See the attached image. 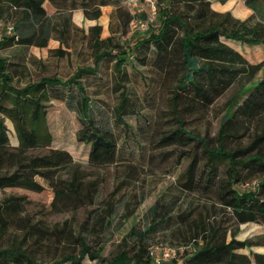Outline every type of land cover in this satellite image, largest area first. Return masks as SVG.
I'll list each match as a JSON object with an SVG mask.
<instances>
[{"label": "rangeland", "instance_id": "obj_1", "mask_svg": "<svg viewBox=\"0 0 264 264\" xmlns=\"http://www.w3.org/2000/svg\"><path fill=\"white\" fill-rule=\"evenodd\" d=\"M55 1L60 2L59 8L45 6L50 18V37L45 47L13 44L0 50V57L6 59L8 64L12 83L18 88L41 77L66 79L79 68L92 67L91 44L94 36L90 29L94 26L100 27V39L113 37V42L121 44L123 48L133 49L139 38L148 36L146 31L133 30L132 21L139 19L140 15L132 14L122 4L121 7L110 5L102 8L97 19H89L84 17L81 8L72 9L73 4L78 6L79 2ZM209 1L211 9L217 13L229 12L239 20L252 16V22L258 21L243 0H226L223 3ZM130 16L134 18L129 20ZM1 19H11L13 24L20 19V14L6 10ZM158 28L159 17H156L149 30ZM223 42L237 50L250 65H260V69L251 81L249 76L241 75L208 108L190 112L185 109L187 103L180 99L177 109L180 120L184 122L183 129L205 138L209 148L216 146L227 103L237 97L240 90L264 79V46L248 47L231 41ZM57 50H61L63 55ZM142 56L141 50H134L124 64L121 76H118L115 68L116 56L104 58L95 74L83 78L92 108L90 116L97 126L110 131L117 143L114 164L94 166L89 163L90 147L77 138L81 123L75 94L69 96L65 89L55 88L50 91V99L46 103L47 126L52 137L50 149L65 151L71 156L73 163L83 173L84 191L93 193L95 203H82L55 182L44 181L45 189L41 193L7 188L0 193V201L6 197L24 198L26 204L22 216L29 219L28 224L52 232L49 241L43 243V249L36 253L37 258L43 261L53 260L76 247L75 237L61 235L66 231L83 238L92 249L102 245L100 257L109 259L121 249L123 240H126L129 249L139 244L137 236L129 235L130 230L143 234L153 224L154 227L144 235L140 245L143 243L150 249L156 264L170 258L181 260L186 250L191 252L192 239L203 225L218 228V235L224 234L226 242L236 232L235 239L238 241L249 240L261 244L238 251L252 260L253 254L264 255V225L247 223L237 226L231 210L220 203L219 185L229 179L225 162L210 160L201 145L185 140L184 144L165 140L178 126L170 101V88L162 86L163 74L154 67L153 55L147 56L145 65L141 63ZM250 91L240 95L236 102L241 103ZM122 93L127 101L119 118L116 107ZM4 123L9 144L16 148L18 140L14 126L7 118ZM232 133L238 137L226 139L225 148L228 151L246 149L257 134L264 133V118L245 122ZM46 152L47 149H39L29 154ZM258 153L264 154V142L258 143L247 156ZM192 162L195 164L196 181L188 189L185 187L186 169ZM210 166L214 167L212 172ZM60 176L66 179L67 173L61 172ZM262 178L264 174L240 168L237 188L240 191H254ZM259 197H264V194ZM153 207H156L154 213ZM57 233L61 235L59 242ZM196 241L201 244L200 239ZM31 247L38 249L33 244ZM75 250L78 252L79 249ZM82 264L100 263L85 257Z\"/></svg>", "mask_w": 264, "mask_h": 264}, {"label": "trees", "instance_id": "obj_2", "mask_svg": "<svg viewBox=\"0 0 264 264\" xmlns=\"http://www.w3.org/2000/svg\"><path fill=\"white\" fill-rule=\"evenodd\" d=\"M63 1H70L71 4L79 2L80 5L75 6L74 3L72 9L81 8L84 17L97 19L101 14V7H121L125 0ZM217 1L223 3L226 0ZM243 2L258 21L252 22V16L239 20L229 12L217 13L211 9L209 0H155L159 28L150 31V26L146 31L148 36L139 38L133 49L114 43L113 37L100 39V27L94 26L90 29L94 36L91 44L93 66L79 68L66 79L56 76L41 77L18 88L12 83L6 59L0 57V193L7 188L41 193L45 189L43 181L55 182L78 201L91 205L95 203L93 193L84 191L83 173L73 163L71 156L65 151L50 149L52 137L47 126L46 103L49 102L50 91L55 88L65 89L69 96L75 94L78 120L81 123L77 138L90 147L89 163L94 166L114 164L118 152L117 143L112 133L97 126L90 116L92 108L83 86V78L95 74L104 58L116 56L115 68L118 76H121L122 68L129 61L132 52L141 50V63L145 65L147 56L152 54L154 67L163 74L162 86L170 88V101L178 126L165 140H175L182 144L185 140L201 145L210 160L225 162L229 179L219 185L220 203L231 210L237 226L247 223L264 225V197H259L264 194V178L254 191H240L237 188L240 168L264 174V154L247 156L258 143L264 142V133L257 134L250 146L243 150L228 151L224 146L226 139L238 137L232 133L237 127H242L245 122L264 118V79L240 90L237 97L227 103L215 147L209 148L205 138L184 130V122L180 120L177 109L181 98L187 103L185 109L190 112L208 108L241 75L249 76L251 81L260 69V65H250L237 50L223 42L226 40L248 47L264 46V0ZM46 4L55 9L60 6V2L55 0H0V21H4L1 18L6 10L20 14V19L12 24L11 35H6L4 28L0 29V50L13 44L45 47L50 37V18ZM146 11L144 9L140 14L139 20L146 19ZM132 18L134 16H130L129 20ZM8 22L12 23L11 19L4 21ZM57 53L63 55L61 50H57ZM249 90L248 96L237 103V98ZM126 101L127 98L122 93L116 107L119 118ZM5 118L14 126L18 140L16 148L9 144ZM39 149H47V152L29 154L30 151ZM241 157L244 159L241 160ZM194 165L192 162L186 169L185 187L188 189L196 181ZM213 168L210 166V172ZM61 172L67 173L66 179L60 176ZM25 204L24 198L20 197H6L0 201V264H82L85 257L91 261L97 260L100 264H156L150 249L143 243L140 245L144 241V235L152 230L154 224L143 234L130 230L129 235L137 236L139 244L129 249L126 240H123L121 249L109 259L100 257L102 245L92 249L83 238L66 231L61 235L75 237L78 252L69 245L73 249L71 252H65L50 261L39 260L37 251L43 249V243L49 241L48 237L53 234L45 228L28 224L29 219L22 216ZM152 211L154 213L156 207ZM60 233L56 235L59 237L57 242L61 239ZM218 233V228L203 225L192 239L194 244L191 252L186 250L181 260L170 258L158 264H264L262 254L252 253V260L250 256L238 253L239 250L261 244L249 240L238 241L235 239L236 232L226 242L225 235L220 236ZM196 239H200L201 244ZM30 244L38 246V249L32 248Z\"/></svg>", "mask_w": 264, "mask_h": 264}, {"label": "built area", "instance_id": "obj_3", "mask_svg": "<svg viewBox=\"0 0 264 264\" xmlns=\"http://www.w3.org/2000/svg\"><path fill=\"white\" fill-rule=\"evenodd\" d=\"M123 6L130 11L134 15H140L144 8L147 9L146 11V19L141 21L139 19H135L132 21L133 23V30L136 31H147L148 28L155 22L157 9L155 0H125L123 2ZM4 28L6 35H11L13 33V25L12 23L8 22L4 24L0 22V29ZM1 38V35H0Z\"/></svg>", "mask_w": 264, "mask_h": 264}, {"label": "crops", "instance_id": "obj_4", "mask_svg": "<svg viewBox=\"0 0 264 264\" xmlns=\"http://www.w3.org/2000/svg\"><path fill=\"white\" fill-rule=\"evenodd\" d=\"M105 7H108V6H105ZM105 7H101V9H102V8H105Z\"/></svg>", "mask_w": 264, "mask_h": 264}]
</instances>
